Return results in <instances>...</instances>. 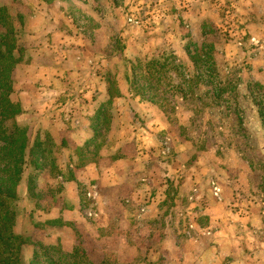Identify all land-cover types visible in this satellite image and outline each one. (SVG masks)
Masks as SVG:
<instances>
[{"label": "rangeland", "instance_id": "obj_1", "mask_svg": "<svg viewBox=\"0 0 264 264\" xmlns=\"http://www.w3.org/2000/svg\"><path fill=\"white\" fill-rule=\"evenodd\" d=\"M0 264H264V0H0Z\"/></svg>", "mask_w": 264, "mask_h": 264}]
</instances>
